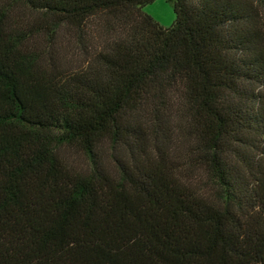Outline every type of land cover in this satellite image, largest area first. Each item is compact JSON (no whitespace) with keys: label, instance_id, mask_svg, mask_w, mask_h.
Returning <instances> with one entry per match:
<instances>
[{"label":"trees","instance_id":"trees-1","mask_svg":"<svg viewBox=\"0 0 264 264\" xmlns=\"http://www.w3.org/2000/svg\"><path fill=\"white\" fill-rule=\"evenodd\" d=\"M153 1L0 0V264H264V0Z\"/></svg>","mask_w":264,"mask_h":264},{"label":"rangeland","instance_id":"rangeland-1","mask_svg":"<svg viewBox=\"0 0 264 264\" xmlns=\"http://www.w3.org/2000/svg\"><path fill=\"white\" fill-rule=\"evenodd\" d=\"M142 10L163 27H169L173 22L174 16L171 5L164 0H154L152 3L145 5ZM68 157L74 167H83L84 160L79 153L72 151Z\"/></svg>","mask_w":264,"mask_h":264}]
</instances>
